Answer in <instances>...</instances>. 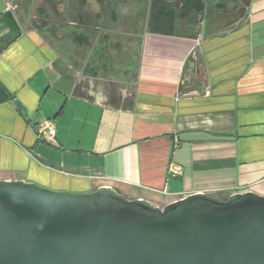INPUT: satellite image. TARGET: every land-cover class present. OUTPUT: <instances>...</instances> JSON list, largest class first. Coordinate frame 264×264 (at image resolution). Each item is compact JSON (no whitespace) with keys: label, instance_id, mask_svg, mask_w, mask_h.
<instances>
[{"label":"crops","instance_id":"obj_1","mask_svg":"<svg viewBox=\"0 0 264 264\" xmlns=\"http://www.w3.org/2000/svg\"><path fill=\"white\" fill-rule=\"evenodd\" d=\"M199 2L160 1L137 73L109 77L89 67L98 35L79 0H50L45 23L44 0H0V18L11 12L19 28L0 26V180L112 187L157 207L197 193L264 196V0L218 14ZM127 20L121 36L135 32ZM45 121L55 135L42 141Z\"/></svg>","mask_w":264,"mask_h":264},{"label":"water","instance_id":"obj_2","mask_svg":"<svg viewBox=\"0 0 264 264\" xmlns=\"http://www.w3.org/2000/svg\"><path fill=\"white\" fill-rule=\"evenodd\" d=\"M1 25L19 34L11 12ZM0 264H264V196L197 193L157 207L112 187L0 180Z\"/></svg>","mask_w":264,"mask_h":264},{"label":"flooded vegetation","instance_id":"obj_3","mask_svg":"<svg viewBox=\"0 0 264 264\" xmlns=\"http://www.w3.org/2000/svg\"><path fill=\"white\" fill-rule=\"evenodd\" d=\"M44 0V5L37 7L36 12L43 18L42 22L51 21V13L48 10V2ZM160 1L172 2V0H79L81 14L89 13L92 16V23L88 28L98 35L94 57L89 63V67L94 75H104L116 77L131 72L134 75L138 71L136 62L140 59V49L144 41V29L149 28L152 13L158 9ZM186 5V0H180ZM248 0H200L199 7L207 13H228L231 11H245ZM166 4L164 7H171ZM128 16H133L131 26L134 34L121 36L116 31L115 25L122 22L130 25ZM38 20V19H37ZM33 21V23H35ZM39 23V22H37ZM121 37H125V44L121 45ZM129 64L133 67L124 70L123 66Z\"/></svg>","mask_w":264,"mask_h":264},{"label":"built area","instance_id":"obj_4","mask_svg":"<svg viewBox=\"0 0 264 264\" xmlns=\"http://www.w3.org/2000/svg\"><path fill=\"white\" fill-rule=\"evenodd\" d=\"M55 135L54 126L51 122L45 121L41 127L38 128V139L46 141L48 138H52ZM176 141V146H178ZM170 174L172 176H178L180 174V168L178 166L172 165L170 167Z\"/></svg>","mask_w":264,"mask_h":264},{"label":"trees","instance_id":"obj_5","mask_svg":"<svg viewBox=\"0 0 264 264\" xmlns=\"http://www.w3.org/2000/svg\"><path fill=\"white\" fill-rule=\"evenodd\" d=\"M228 198V197H227ZM227 198H222L223 200H226Z\"/></svg>","mask_w":264,"mask_h":264}]
</instances>
